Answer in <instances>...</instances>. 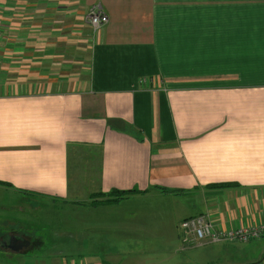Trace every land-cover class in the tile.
I'll return each mask as SVG.
<instances>
[{"label": "crops", "instance_id": "crops-1", "mask_svg": "<svg viewBox=\"0 0 264 264\" xmlns=\"http://www.w3.org/2000/svg\"><path fill=\"white\" fill-rule=\"evenodd\" d=\"M188 208L264 221V0H0V251L190 264L168 250Z\"/></svg>", "mask_w": 264, "mask_h": 264}, {"label": "rangeland", "instance_id": "rangeland-1", "mask_svg": "<svg viewBox=\"0 0 264 264\" xmlns=\"http://www.w3.org/2000/svg\"><path fill=\"white\" fill-rule=\"evenodd\" d=\"M198 208L182 209L175 214L174 233L172 245L169 246V251H187L189 252L191 263L190 264H207L208 260L214 258V254L223 251H232L235 256L233 260L237 261V264H264V237L252 239L249 242H242L239 240H230L226 242H220L216 244H202V245H190L186 242V235L180 228V220L185 218L187 214L198 212ZM43 215H41L42 217ZM197 216V215H194ZM192 217V216H190ZM188 218V217H187ZM112 239H117V234L110 233ZM212 243V242H211ZM144 244V249L151 251H161L164 247L160 243V239H150L136 241V244L132 246V251H140ZM228 245V246H227ZM230 245V246H229ZM38 253L40 255L27 256L25 253H17L10 251H0V264H45L50 257L54 256L57 260H68V264L83 263L84 255L93 254L99 251H47ZM103 252V251H101ZM46 255V256H45ZM223 260H226L223 257Z\"/></svg>", "mask_w": 264, "mask_h": 264}, {"label": "built area", "instance_id": "built-area-1", "mask_svg": "<svg viewBox=\"0 0 264 264\" xmlns=\"http://www.w3.org/2000/svg\"><path fill=\"white\" fill-rule=\"evenodd\" d=\"M89 20L97 30L108 23L109 17L101 7L95 6L89 13ZM179 225L186 235V242L190 245L230 240L249 242L264 237V221L246 226L227 227L215 221L211 215L202 213L183 219Z\"/></svg>", "mask_w": 264, "mask_h": 264}, {"label": "trees", "instance_id": "trees-1", "mask_svg": "<svg viewBox=\"0 0 264 264\" xmlns=\"http://www.w3.org/2000/svg\"><path fill=\"white\" fill-rule=\"evenodd\" d=\"M109 125L113 127V124L109 120ZM223 184H218L216 186H222ZM155 188L160 189L163 192H168V193H175V194H180L181 190H176V189H169V188H164L161 186H155ZM134 192H140L138 189H130V190H118V189H112L109 192H99L95 196L99 197H104L105 201L107 202H117L118 200H121L125 197H127L129 194L134 193ZM95 202V199L93 200Z\"/></svg>", "mask_w": 264, "mask_h": 264}, {"label": "water", "instance_id": "water-1", "mask_svg": "<svg viewBox=\"0 0 264 264\" xmlns=\"http://www.w3.org/2000/svg\"><path fill=\"white\" fill-rule=\"evenodd\" d=\"M27 242L19 237H15L11 240V246H13L14 248H20L23 245H25Z\"/></svg>", "mask_w": 264, "mask_h": 264}, {"label": "flooded vegetation", "instance_id": "flooded-vegetation-1", "mask_svg": "<svg viewBox=\"0 0 264 264\" xmlns=\"http://www.w3.org/2000/svg\"><path fill=\"white\" fill-rule=\"evenodd\" d=\"M19 238L24 239V238H22V237H19Z\"/></svg>", "mask_w": 264, "mask_h": 264}]
</instances>
